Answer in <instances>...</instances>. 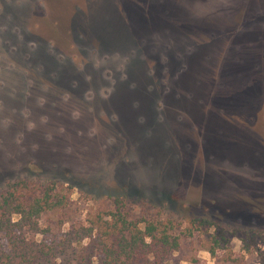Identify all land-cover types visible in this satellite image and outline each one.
I'll return each mask as SVG.
<instances>
[{
  "label": "rangeland",
  "instance_id": "374dc122",
  "mask_svg": "<svg viewBox=\"0 0 264 264\" xmlns=\"http://www.w3.org/2000/svg\"><path fill=\"white\" fill-rule=\"evenodd\" d=\"M16 181L69 189L48 243L119 197L194 231L165 264H228L205 251L221 228L258 264L264 0H0V195ZM88 244L40 264H98Z\"/></svg>",
  "mask_w": 264,
  "mask_h": 264
},
{
  "label": "trees",
  "instance_id": "16d2710c",
  "mask_svg": "<svg viewBox=\"0 0 264 264\" xmlns=\"http://www.w3.org/2000/svg\"><path fill=\"white\" fill-rule=\"evenodd\" d=\"M68 196V188L62 189L53 182L41 186L26 181L9 183L0 195V264L54 262L65 245L80 244L85 239L98 264H165L179 252L182 239L194 235L190 228L180 229L172 220L160 218L159 213H135L124 198L115 197L109 208L93 213L88 226L77 224L55 238V243H48L46 234H50L52 219L57 214L61 217L57 229L67 221ZM43 216L50 220L45 228L39 225ZM190 222L192 226L198 223L207 229L214 227L205 220ZM221 229L218 236L207 234L205 251L216 259L217 253L223 251L224 260L235 264L238 259L226 253L228 239ZM38 234L42 236L39 242L35 240ZM241 242L246 254H255L257 263L264 264V231L244 230Z\"/></svg>",
  "mask_w": 264,
  "mask_h": 264
}]
</instances>
